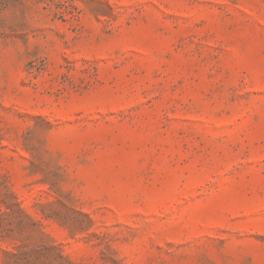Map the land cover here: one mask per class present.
Instances as JSON below:
<instances>
[{
    "label": "rangeland",
    "instance_id": "374dc122",
    "mask_svg": "<svg viewBox=\"0 0 264 264\" xmlns=\"http://www.w3.org/2000/svg\"><path fill=\"white\" fill-rule=\"evenodd\" d=\"M0 264H264V0H0Z\"/></svg>",
    "mask_w": 264,
    "mask_h": 264
}]
</instances>
